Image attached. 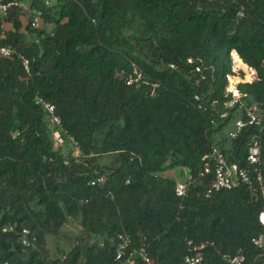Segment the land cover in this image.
Instances as JSON below:
<instances>
[{"label": "trees", "instance_id": "1", "mask_svg": "<svg viewBox=\"0 0 264 264\" xmlns=\"http://www.w3.org/2000/svg\"><path fill=\"white\" fill-rule=\"evenodd\" d=\"M30 11L41 13L39 29L23 27L14 10L0 40L32 62L27 75L17 58L0 59V264H123L115 261L123 234L154 264H183L188 243L206 245L211 264L238 251L264 264L250 244L264 233L261 202L245 187L206 197L212 175L202 176L201 162L215 147L246 168L257 139L264 185V123L231 140L241 113L224 107L235 51L258 75L238 87L245 106H260L264 118V0H33ZM133 68L150 85L116 78ZM39 99L55 107L60 129ZM174 168L193 180L183 199L164 174ZM97 177L105 182L91 187ZM69 225L77 235L48 260L46 240ZM6 226L28 229L35 242L23 248Z\"/></svg>", "mask_w": 264, "mask_h": 264}, {"label": "built area", "instance_id": "2", "mask_svg": "<svg viewBox=\"0 0 264 264\" xmlns=\"http://www.w3.org/2000/svg\"><path fill=\"white\" fill-rule=\"evenodd\" d=\"M48 5V3H46ZM29 14V24L31 29H39L41 26V13L31 12L30 9L21 3L19 0L3 3L0 1V36L5 32L6 18L12 11ZM2 39V38H1ZM0 39V40H1ZM17 58L25 74L29 75L31 60L19 54L9 46L0 45V59ZM231 59V75L227 76V86L225 89L226 109H237L241 113V117L236 119L228 132V138L231 140L237 139L240 133L249 127H262L264 123L263 109L258 105L245 106L244 99L246 95L241 94L238 87L243 84H252L258 81L256 70L250 68L242 62L235 51L230 53ZM191 62V60L189 61ZM261 67L264 69V60L261 62ZM173 69V66H170ZM116 78L123 81L126 86L139 88L148 86L150 82L141 72L133 68L130 73L120 71L116 74ZM153 88L157 85H152ZM154 95V89L151 96ZM39 107L47 114L49 123L53 128L60 129L61 123L59 117L55 113V107L41 99L37 101ZM226 115L221 116L224 118ZM54 129L52 132L53 148H61L64 144L63 138L60 135V130ZM67 142L78 148V144L71 138ZM203 163L202 176L212 175V182L205 192L206 197H210L214 193L220 191H231L239 187H245L249 191L254 201H259L262 204V210L258 214V224L264 230V185L259 169L260 165V144L257 139H251L247 156L246 168H238L234 164H228L226 157L217 148H212L211 151L201 158ZM105 182L104 177H97L89 182L91 187L102 185ZM192 177L188 173L183 181H177L174 185V195L177 198H185L187 192L192 185ZM16 226H6L2 229L3 233H16ZM21 245L23 248H30L35 242L28 229H21L19 233ZM250 244L253 248L259 251V257H264V233L251 239ZM132 241L128 235H119L117 249L115 251V261L123 264H136V259L140 264H154L144 246H139L137 249H132ZM188 254L183 259V264H211L205 257L206 245L187 244ZM213 264H248L247 257L242 251H238L234 256L221 255L217 263ZM253 264V263H252Z\"/></svg>", "mask_w": 264, "mask_h": 264}, {"label": "rangeland", "instance_id": "3", "mask_svg": "<svg viewBox=\"0 0 264 264\" xmlns=\"http://www.w3.org/2000/svg\"><path fill=\"white\" fill-rule=\"evenodd\" d=\"M44 1L45 3H48L51 6L52 4L55 3L56 0H44ZM20 15L22 17L21 24L23 27H25L29 22V14L26 12V13H20ZM127 25H128V21L126 23L123 20H119L116 23L118 33L126 34V32L128 31ZM6 26L8 29H12L11 25L7 22H6ZM28 40H29L28 37L25 38V41ZM108 162H109V158L106 157L100 160L101 165H105ZM164 174L172 177L177 182V181H183L187 177L188 171L185 168H174L167 170ZM61 235L62 236L57 237V239L46 240L44 250L46 251L48 260H52L58 251L63 250L65 244L68 243L67 238H74L77 235V229L75 225H69L65 227L61 231Z\"/></svg>", "mask_w": 264, "mask_h": 264}, {"label": "crops", "instance_id": "4", "mask_svg": "<svg viewBox=\"0 0 264 264\" xmlns=\"http://www.w3.org/2000/svg\"><path fill=\"white\" fill-rule=\"evenodd\" d=\"M21 3H23L27 8H28V10L30 9V5H31V2L33 1V0H19ZM22 18V17H21ZM20 18V19H21ZM11 31V29H8L7 28V26H5V32H10ZM4 37V35H2V36H0V39L1 38H3Z\"/></svg>", "mask_w": 264, "mask_h": 264}]
</instances>
